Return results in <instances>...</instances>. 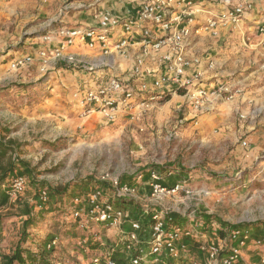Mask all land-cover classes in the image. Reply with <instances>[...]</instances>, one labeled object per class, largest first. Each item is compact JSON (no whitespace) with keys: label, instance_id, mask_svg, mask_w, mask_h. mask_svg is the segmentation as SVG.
Returning a JSON list of instances; mask_svg holds the SVG:
<instances>
[{"label":"rangeland","instance_id":"rangeland-1","mask_svg":"<svg viewBox=\"0 0 264 264\" xmlns=\"http://www.w3.org/2000/svg\"><path fill=\"white\" fill-rule=\"evenodd\" d=\"M28 23L20 29L27 30ZM49 29L27 36H43ZM24 45L21 39L0 53V57L7 54L0 62V135L13 141L27 169L20 198L0 206L1 251H13L23 234L22 246L33 253L43 252L45 243L57 237L55 247L43 252L53 264H82L77 243L82 238L89 249L84 259L104 251L116 241V229L72 214L76 208L72 199L94 186L125 211L157 208L178 215L174 218L182 224L196 215L218 226L247 228L251 235L256 229L264 230V139L245 146L243 139L228 138L224 120H235L238 113L226 115L220 106L209 112L207 126L193 127L187 121L180 123L185 112L174 110V101L167 95L143 109H122L111 120L98 111L84 115L73 97L78 84L62 63L44 74L31 68L32 79L20 76L26 71V77H31L29 68H8V60L22 53ZM194 121L198 125L197 118ZM18 168L15 173H22ZM150 169L162 177L168 170L175 172L188 192L160 196L153 195L152 188L149 192L138 188L147 181ZM105 174L133 187L135 196L116 198L115 189L100 180ZM41 188L48 192L45 202L39 201ZM53 190H59L58 195ZM24 205L31 207L28 223L29 216L21 214ZM139 220L144 235L149 234V217ZM94 232L101 244L93 241Z\"/></svg>","mask_w":264,"mask_h":264},{"label":"built area","instance_id":"built-area-1","mask_svg":"<svg viewBox=\"0 0 264 264\" xmlns=\"http://www.w3.org/2000/svg\"><path fill=\"white\" fill-rule=\"evenodd\" d=\"M194 3L195 0H143L131 17L118 18L102 13L97 16L93 25H61L49 30L42 36V40L53 46L37 50L39 70L44 74L51 66L62 63L71 70L108 73L105 77L82 84L73 92L81 114L84 115L98 111L104 118L111 120L122 109H143L149 103L177 92H182L185 104L196 112L206 111L214 97L229 96L226 95L227 87L224 85L207 88L202 84L199 69L202 57L197 54L189 55L187 52L193 35L200 31L216 35L218 27L227 24L239 26L246 19L252 5L244 0L236 4L228 3L224 10L218 12L206 9L203 10L206 17L202 23H198V9L192 6ZM132 33L137 35L138 50L130 70L123 74L105 72V68L111 67L107 58L114 53L123 52L129 45L128 35ZM82 48L98 50L100 56L97 62H90L81 52ZM152 54L157 55L153 65L149 64ZM32 60L31 54L19 56L10 62V67H25ZM208 66L211 67V63ZM242 144L245 145L246 142L243 141ZM149 178L153 195H174L182 190L188 192L184 181L171 186L162 185L156 169L149 170ZM100 180L107 181L115 189L116 198L135 196L134 188L121 183L117 177L105 174ZM26 185L27 177L22 173H14L2 188L12 203L20 198ZM38 197L39 201H47V189L41 188ZM72 203L76 207L72 213L75 219L85 216L117 231L118 237L111 246L104 251L99 249V252L86 259L83 254L89 251L85 247L87 239H79V256L87 264H178L176 261L186 246V240L197 243L198 249L206 252V258L200 263L190 259L185 264H238L242 248L248 242H253L257 247L264 246V239H253L247 228L236 226L223 227V236H220L218 230L217 239L209 240V232L203 230L202 218L190 215L187 218L188 224H182L163 209L144 211L150 220L149 234L144 235L146 230H141L140 220H127V211L116 206L112 200L104 198L97 186L89 188L83 196L74 197ZM127 222L128 229L124 225ZM92 239L99 242L101 240L96 232ZM57 241V237L48 240L43 252L54 248ZM2 244L0 237V248ZM260 263L264 264V258Z\"/></svg>","mask_w":264,"mask_h":264},{"label":"crops","instance_id":"crops-1","mask_svg":"<svg viewBox=\"0 0 264 264\" xmlns=\"http://www.w3.org/2000/svg\"><path fill=\"white\" fill-rule=\"evenodd\" d=\"M142 1L0 0V53L4 52L7 46L23 39V44L25 45L22 47L26 48H24L25 50L22 53L15 55L13 59L31 54L33 59L31 64L13 69L10 67V62L13 60L11 59L8 60L7 66L12 70H26L29 68L30 72L28 76L31 77H26V71L24 72L25 74H21L23 73L21 71L20 76L23 79H32V74L30 75L32 73L31 68L35 67V71L39 72L40 59L37 50L40 48L50 49L53 46L51 43L43 42L41 36L43 33L33 37L27 36L32 34L34 30L46 31L47 28L54 30L61 25H93L96 23L97 16L102 13H109L118 18L131 17L135 14ZM241 1L244 0H195L192 6L198 9L196 11L197 22L202 23L206 17L203 10L211 9L218 12L224 10L228 3L236 4ZM247 1L251 3L252 9L239 26L235 27L227 24L226 26L218 27L216 35L209 31H200L193 35L187 51L189 55L197 54L202 57V62L199 66L202 84L207 88L219 85L226 86V95L229 98H225L224 96L214 97L211 99L212 101L208 110L196 112L191 106L185 104L182 92L170 95V98L174 101V110L185 112L179 120L180 123L183 124L187 121L193 127L209 123V112L221 108L226 110V115L231 114L233 111L238 113L237 119L226 118L224 120L229 130L227 137L232 141L243 139L246 145L256 142L261 137L264 139V0ZM19 15L22 16L20 17ZM26 22L31 23L27 24V30L22 31L20 28H23ZM128 38L129 45L123 52L114 53L107 58L111 63V67L105 68V72L123 74L130 70L134 55L138 50V44L137 35L132 33L128 35ZM28 44L30 45L27 46ZM80 50L92 63H96L97 58L100 56L98 50L90 51L83 48ZM6 55L4 54L0 57V62ZM156 58V54L150 55L149 64H155ZM209 63H211V67L208 66ZM53 67L55 68L53 65L49 70L53 69ZM70 72L71 75H69L78 84L75 88L94 81L98 77H105L108 74H103L101 71L85 70H71ZM221 94L223 95L224 93L222 92ZM220 106L222 107L220 108ZM196 118L198 125H194ZM207 125L205 124L204 126ZM254 150L257 151L258 147H254ZM170 171L168 170V175L165 174L163 177L159 174V182L162 185L171 186L183 181L175 172L171 173ZM146 180L143 183L144 185L139 184L138 188L143 187V189L149 192L151 190L149 176ZM141 200L144 201L143 198ZM140 205L142 206L143 204L140 202ZM156 209L152 208L150 211ZM144 211L146 209L135 213L134 209H127V220L147 216V213ZM150 211L148 210L147 212ZM174 216L178 215L174 214ZM204 221V226L206 227L204 230L209 232V240H216L218 236L217 232L221 226H218L215 221H208L205 218ZM124 225L127 227L129 223L127 222ZM1 231L0 234H2ZM263 235L264 230L261 229H256L252 233V237L255 239ZM184 243L186 246L182 249L176 261L178 264L179 262L184 264L189 263L190 259L200 263L206 258V252L199 250L194 245L196 243H191L189 240L184 241ZM3 249L9 252V249ZM262 258H264V246L257 247L251 242L243 251L238 264H261ZM84 261H82V264H87Z\"/></svg>","mask_w":264,"mask_h":264},{"label":"trees","instance_id":"trees-1","mask_svg":"<svg viewBox=\"0 0 264 264\" xmlns=\"http://www.w3.org/2000/svg\"><path fill=\"white\" fill-rule=\"evenodd\" d=\"M24 164L25 163L21 161L15 153V144H13V141L10 139L5 140V137L0 135V206L9 203L8 195L6 194L5 189L2 188V185L15 173V171H18V165L21 166L20 170L23 174L27 170L23 167ZM58 191L59 190H53L52 193L58 195ZM21 214L29 216L27 219L28 223V220L31 219V207L24 205ZM172 216H174V214H172ZM223 227L224 226H221L219 229L220 236H223L224 234ZM25 237L26 234H23L13 251H1L0 264H50L44 257L45 255L42 251L39 253H33L22 246L26 240Z\"/></svg>","mask_w":264,"mask_h":264}]
</instances>
